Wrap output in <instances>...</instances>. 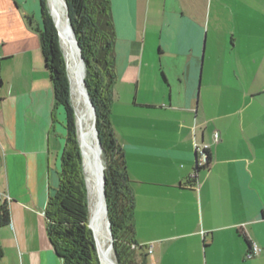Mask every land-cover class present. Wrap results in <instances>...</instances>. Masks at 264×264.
Wrapping results in <instances>:
<instances>
[{
	"label": "crops",
	"instance_id": "0c3cea01",
	"mask_svg": "<svg viewBox=\"0 0 264 264\" xmlns=\"http://www.w3.org/2000/svg\"><path fill=\"white\" fill-rule=\"evenodd\" d=\"M109 2L108 119L145 264H264V0ZM41 29L39 0H0V264H62L44 210L66 129Z\"/></svg>",
	"mask_w": 264,
	"mask_h": 264
},
{
	"label": "trees",
	"instance_id": "16d2710c",
	"mask_svg": "<svg viewBox=\"0 0 264 264\" xmlns=\"http://www.w3.org/2000/svg\"><path fill=\"white\" fill-rule=\"evenodd\" d=\"M65 1L68 5L69 21L85 64V86L96 114L95 125L102 149V166L103 162L105 164L106 204L116 261L117 264H145L143 248L134 240V200L122 149L115 140L108 119L112 88L116 81L115 32L110 2ZM39 2L42 29L36 31L45 67L51 77L55 105L63 108L66 121L59 184L49 197L44 210L46 233L62 264H99L92 232L88 228L87 184L85 187L84 172H81L82 161L74 127V111L70 104L65 61L58 47V33L46 2ZM210 160L207 152L206 163L201 167L196 166L195 172L206 168ZM7 221L8 210L3 205L0 209V226L6 225Z\"/></svg>",
	"mask_w": 264,
	"mask_h": 264
},
{
	"label": "bare ground",
	"instance_id": "6f19581e",
	"mask_svg": "<svg viewBox=\"0 0 264 264\" xmlns=\"http://www.w3.org/2000/svg\"><path fill=\"white\" fill-rule=\"evenodd\" d=\"M46 4L57 28L58 39L60 38L61 49L67 63L66 78L75 111L74 122L77 143L82 152V171L87 179V187L86 184L85 187L88 203V228L92 229L94 233L95 240L94 237L93 240L96 244L99 264H115L110 255L109 239L104 226L106 219L101 198L102 153L96 143L94 116L83 87L84 69L80 53L64 0H47Z\"/></svg>",
	"mask_w": 264,
	"mask_h": 264
},
{
	"label": "water",
	"instance_id": "95a60500",
	"mask_svg": "<svg viewBox=\"0 0 264 264\" xmlns=\"http://www.w3.org/2000/svg\"><path fill=\"white\" fill-rule=\"evenodd\" d=\"M64 2H65V7L68 9V5H67V3H66L65 0H64ZM50 15H51V13H50ZM51 18H52V16H51ZM54 26H55V24H54ZM55 28H56V26H55ZM76 45H77V48H78L79 53H80V59H81L82 65H83L84 78H85V64H84V61H83V59L81 57V52H80V48H79V45H78L77 40H76ZM62 55H63L64 61H65V70L67 72V64H66V59H65V56H64V52H62ZM83 87H84V90H85V94H86V98H87L89 107H90L91 112H92V114L94 116V121H95V124H96V114H95V110H94L93 104H92V102H91V100L89 98V95L87 93V89H86V86H85V81H83ZM69 93H70V104H71L72 109L74 110V106H73V103H72V95H71V92H69ZM74 113H75V111H74ZM74 116H75V114H74ZM95 124H94L95 139H96L97 146H98V148L100 149V151L102 153L100 141H99V138H98V132H97V129H96V125ZM80 155H81V161H82V152L81 151H80ZM81 164H82V162H81ZM104 169H105V164L103 162V166H102V180H101V198H102V202H103L104 215H105V219H106V223H107V228H108V232H109V237H110V246L113 249V257H114L115 264H117L116 257H115V252H114V248H113V237H112V231H111V224H110L109 219H108V210H107L106 194H105V176H104ZM84 181H85V184H86L85 177H84ZM95 249H96V254L98 255L97 248H96V244H95Z\"/></svg>",
	"mask_w": 264,
	"mask_h": 264
},
{
	"label": "built area",
	"instance_id": "2783aa9c",
	"mask_svg": "<svg viewBox=\"0 0 264 264\" xmlns=\"http://www.w3.org/2000/svg\"><path fill=\"white\" fill-rule=\"evenodd\" d=\"M213 137H214V140L217 141L218 135L214 134ZM195 150H196V154H197V160H196L197 166L201 167L206 163V153L209 150V145H207V144H200V145L196 144ZM6 201H9L8 197L6 198ZM147 252H148V254H150L151 249H148ZM259 253H260L259 247L256 246L255 244H253L250 248V252L247 255V258L250 259L252 257H255V256L259 255Z\"/></svg>",
	"mask_w": 264,
	"mask_h": 264
},
{
	"label": "rangeland",
	"instance_id": "374dc122",
	"mask_svg": "<svg viewBox=\"0 0 264 264\" xmlns=\"http://www.w3.org/2000/svg\"><path fill=\"white\" fill-rule=\"evenodd\" d=\"M45 2L47 3V0H45ZM47 5V4H46ZM47 9H48V7H47ZM48 13H49V9H48ZM49 15H50V13H49ZM50 17H51V15H50ZM52 19V18H51ZM52 22H53V19H52ZM57 30V29H56ZM58 33V32H57ZM58 47H59V49H60V51L62 52V50H61V47H60V42H59V39H58ZM67 64V63H66ZM69 85V84H68ZM59 111H61L60 113H61V117H62V119H63V127H64V129H65V112H64V110H63V108L62 107H59ZM74 111V110H73ZM75 127V126H74ZM75 132H76V127H75ZM76 139H77V137H76ZM78 144V143H77ZM78 148H79V146H78ZM80 151V150H79ZM101 158H102V160H103V155L101 154ZM83 165H84V161H83ZM83 169H84V166H83ZM81 172H82V170H81ZM84 177H85V179H86V176H85V173H84ZM87 180V179H86ZM87 184V183H86ZM105 225V229H106V232H107V236H108V239H109V247H110V255H111V257H112V259H113V262H114V257H113V254H112V251H111V246H110V238H109V233H108V229H107V225H106V221H105V223H104ZM91 228V227H90ZM91 232H92V234H93V237H94V233H93V231H92V229H91ZM94 240H95V237H94Z\"/></svg>",
	"mask_w": 264,
	"mask_h": 264
}]
</instances>
